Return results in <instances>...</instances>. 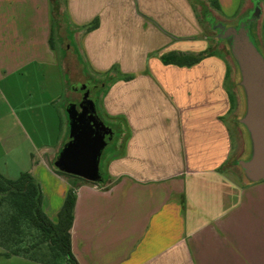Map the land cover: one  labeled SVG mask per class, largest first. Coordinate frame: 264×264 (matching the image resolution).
<instances>
[{"label": "crops", "instance_id": "1", "mask_svg": "<svg viewBox=\"0 0 264 264\" xmlns=\"http://www.w3.org/2000/svg\"><path fill=\"white\" fill-rule=\"evenodd\" d=\"M213 8L223 16L245 10L242 0H66L70 25L99 21L80 44L93 74L115 70L101 107L125 129L105 164L107 185L60 175L49 158L29 170L54 222L75 187L79 264H264V181L247 185L237 168L244 140L232 113L230 57L204 34L212 29L206 13L219 20ZM52 32L51 0H0L3 103L18 84L22 111L61 128L68 90ZM209 51L190 66L162 60Z\"/></svg>", "mask_w": 264, "mask_h": 264}, {"label": "rangeland", "instance_id": "2", "mask_svg": "<svg viewBox=\"0 0 264 264\" xmlns=\"http://www.w3.org/2000/svg\"><path fill=\"white\" fill-rule=\"evenodd\" d=\"M261 1V2H259ZM243 8L245 10L239 11L234 16H223L218 13L216 9L215 16L219 18L216 20L211 14L206 13L205 17L211 20V27L216 28L220 24L229 25L236 24L238 21L250 16L254 13L257 3L262 9V17L251 24V28L256 32L259 43L264 47V0H242ZM203 5L201 4V11ZM206 29L208 35H212L210 29ZM60 36L63 40L59 39L56 34L54 42L58 50L64 49L66 52L65 69L67 71V90L68 94L64 95L60 102L59 110L62 115L61 128L56 121V125L47 127L43 124L36 116L38 111H22L18 104L20 88L18 84H15V90L17 94L10 95L6 94L7 103H3L4 97L0 92V173H4V177L14 178L18 177L19 171L23 169L26 172L33 167L34 163L40 158H49L52 165L55 164V159L63 149L65 143L68 141L70 136V124L67 115V111L74 105L77 107L84 88H91V95L96 98V106L99 117L105 123L107 127L112 129L114 137L109 140L107 139V145L104 149L101 158V171L104 173L105 162L115 154V148L117 142L125 135V129L116 127L113 123L107 120L106 116L102 111V99L104 94V86L109 84V79L97 80L89 76L90 70L86 63H82L81 53L77 48L78 34H67L65 26L63 25L60 29ZM203 36V35H202ZM211 43L215 44L214 38H211ZM217 53L225 55L222 46L217 47ZM226 49V48H225ZM227 51V49H226ZM229 62V74L227 82L231 88L233 98V109L232 113L237 114L240 108V102L238 101V94L234 88L233 82L235 78V69L230 61ZM81 65V67H80ZM82 68V69H81ZM72 73V76L69 74ZM69 95V96H67ZM22 105V104H21ZM51 149V151L49 150ZM56 151V152H55ZM52 154L55 157L52 158ZM19 178V177H18ZM16 179V178H15ZM3 195L0 194V222L8 220L11 209L6 201H2ZM15 248H24L28 250L27 254H24V259H12L7 260L6 258L0 259V264H67L65 258H55L54 252L51 250L50 245L46 241H42V236L39 231L30 227L27 222H22V233L17 236L16 243H8V250ZM5 252V248H0V253ZM29 261H27V260ZM40 263H37V262Z\"/></svg>", "mask_w": 264, "mask_h": 264}, {"label": "water", "instance_id": "3", "mask_svg": "<svg viewBox=\"0 0 264 264\" xmlns=\"http://www.w3.org/2000/svg\"><path fill=\"white\" fill-rule=\"evenodd\" d=\"M236 24H220V38L229 52L235 69V86L240 99L236 124L242 133L244 149L237 161L243 182L247 185L264 181V47L251 23L260 19L261 8ZM79 105L67 111L70 136L55 159L62 172L92 183H102L101 158L106 138L114 137L112 129L99 117L96 98L89 88Z\"/></svg>", "mask_w": 264, "mask_h": 264}, {"label": "trees", "instance_id": "4", "mask_svg": "<svg viewBox=\"0 0 264 264\" xmlns=\"http://www.w3.org/2000/svg\"><path fill=\"white\" fill-rule=\"evenodd\" d=\"M52 4V14H53V32L51 37V44L55 47V36L58 34L59 39L63 40L60 36L61 23L65 22L68 26V34H82L83 32H91L98 28L99 21L95 20L87 26L76 28L69 24L68 16L66 11V0H51ZM77 48L81 53L82 63H86L89 70L90 67L86 61L85 56L80 44V39H77ZM57 49V46H56ZM58 55L63 69V76L65 80V88L67 89L66 75L67 71L65 69V58L66 52L64 49L58 50ZM213 51L200 53L198 55H186V54H175L169 53L162 56V60L165 64H176L180 66H190L199 62L202 58L211 55ZM229 54L228 51H226ZM115 70H111L104 76H97L93 74L90 70L89 76L96 78L97 80L109 79V84L104 86V94L110 87L112 81L115 79ZM132 77L127 76L125 79H131ZM234 103V102H233ZM106 164V162H105ZM104 164V181L102 183H93L99 185H107L110 181L108 175L105 173ZM55 171L60 174L67 176L69 178H74L76 180H84L82 178L66 174L60 171L54 165ZM89 182V181H88ZM92 183V182H91ZM0 194L3 195L1 200L6 201L11 211L8 220H3L0 222V248H5L6 251L0 253L1 258H11V257H24V254L28 253V250L24 248H15L8 250V243H16L17 236L22 233V222H27L28 225L40 232L42 236V241L49 243L51 250L54 252L55 258H65L67 264H79L76 257L72 252L71 244V229L74 221V210L77 195L75 192V187H72L65 199L62 209L58 214L57 222L51 220L48 215L44 212L42 207L43 195L39 183L35 180L30 172H23L19 178L12 180L4 177L0 173ZM37 262V261H34ZM40 263V262H37ZM46 264V263H41Z\"/></svg>", "mask_w": 264, "mask_h": 264}, {"label": "flooded vegetation", "instance_id": "5", "mask_svg": "<svg viewBox=\"0 0 264 264\" xmlns=\"http://www.w3.org/2000/svg\"><path fill=\"white\" fill-rule=\"evenodd\" d=\"M259 2H261V1H259ZM253 23V22H252ZM251 23V24H252ZM212 28V27H211ZM250 30H252V28L250 27ZM253 31V30H252ZM211 32H212V38H214V40H215V43H217V44H219L220 46H222V47H224V48H226L225 47V45H224V42H223V40L220 38V35L223 33V31L221 30V29H219L218 27H216L215 29L214 28H212L211 29ZM87 89H85V90H83V92H82V97H81V100H80V102H79V104H78V106H77V109L80 111V107H79V105H80V103H81V101H82V99H83V94L85 93V91H86ZM90 93H91V88H90ZM108 139V137L106 138V140Z\"/></svg>", "mask_w": 264, "mask_h": 264}]
</instances>
